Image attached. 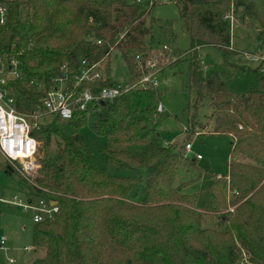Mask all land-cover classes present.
<instances>
[{
    "label": "trees",
    "instance_id": "trees-1",
    "mask_svg": "<svg viewBox=\"0 0 264 264\" xmlns=\"http://www.w3.org/2000/svg\"><path fill=\"white\" fill-rule=\"evenodd\" d=\"M2 1L8 23L0 43L8 56L22 62L15 82L22 112L36 108L42 96L31 80L49 83L67 71L70 81L81 73L84 60L104 64V71L82 88L97 93L113 86V50L123 58L129 81L138 80L150 57L155 29L162 23L151 13L156 2ZM180 2L191 40L188 112L209 96L213 132L232 138L233 160L227 172L214 175L201 200L185 192L192 181L176 179L184 156L166 146L156 128L161 114L157 88L133 89L100 104L91 115L78 111L69 120L45 117L34 131L41 157L33 188L38 196L58 199L60 210L35 223L32 246L44 255L29 264H237L235 239L252 264H264V60L255 67L225 60L224 66L246 82L236 95L220 74H205L198 54L203 46L234 54L228 20L234 7L259 22L264 49V0ZM89 121L107 139L101 151L104 159L117 172L126 168L137 175L110 174L98 165L80 132ZM142 183L145 197L137 201L135 188ZM227 193H233L232 198ZM205 215L220 218V228L204 227Z\"/></svg>",
    "mask_w": 264,
    "mask_h": 264
},
{
    "label": "rangeland",
    "instance_id": "rangeland-1",
    "mask_svg": "<svg viewBox=\"0 0 264 264\" xmlns=\"http://www.w3.org/2000/svg\"><path fill=\"white\" fill-rule=\"evenodd\" d=\"M181 0H165L156 3L152 8V16L162 20L160 27L154 32L153 46L150 57L157 63L152 72L159 71L160 102L164 105L165 111L160 114L156 121V128L164 143H168L174 152L182 153L184 158L177 168V182L192 181L185 192L196 193L198 200L205 197L204 187L210 182L214 175H224L227 172L229 163L233 160L231 152L232 138L226 134L214 133L215 121L210 118L212 109L210 98L204 95L203 105L194 111L188 112L190 97L187 92L190 83V35L187 32L184 21L181 18ZM232 10V9H231ZM243 8H235L228 18L231 30V45L234 54L226 56L224 52L213 46L199 48V58L206 75L218 73L229 81L231 88L236 95L244 91L246 82L243 78H237L231 68L224 66L225 60L239 65L255 67L260 61H254L248 57V53L264 55L261 41L258 34L261 31L259 22L246 16ZM167 44L170 50L164 51L162 47ZM161 54H166L162 58ZM157 56V58L155 57ZM110 75L114 82H128L130 80L129 70L120 53L113 50L110 56ZM101 71H104V64L101 63ZM100 114L104 115L102 110ZM191 115H194L191 118ZM98 120H94L95 122ZM204 126V127H203ZM90 149L94 152L98 165L105 168L110 174L122 176L137 175L138 172L130 169H122L117 172L114 165L104 159L101 154L107 146V139L95 130L93 123L89 121L81 129ZM191 143L192 149L187 150L185 145ZM38 146L37 159L41 157ZM200 154L202 159H198ZM246 161V158H238ZM194 160V161H193ZM7 164L0 154V198L11 199L13 195L25 194L38 198L33 185L26 181L16 171L7 172ZM136 200L142 201L145 197V185L139 184L135 188ZM232 198L233 193H227ZM207 196V195H206ZM233 211L234 207L228 209ZM220 218L205 215L204 227L220 228ZM34 222L32 214L22 211L20 208L0 202V239L5 236L9 241L14 242L17 248L0 250V264L7 262L10 255L17 257L16 263L29 264L37 257L43 256L44 251H35L33 243ZM26 226L25 230H22ZM222 228V226H221ZM10 244V243H9ZM238 253L237 264H252L248 254L241 244L235 239ZM29 245L30 250L23 251L24 246Z\"/></svg>",
    "mask_w": 264,
    "mask_h": 264
},
{
    "label": "built area",
    "instance_id": "built-area-1",
    "mask_svg": "<svg viewBox=\"0 0 264 264\" xmlns=\"http://www.w3.org/2000/svg\"><path fill=\"white\" fill-rule=\"evenodd\" d=\"M165 0H136L137 3H161ZM8 23V10L6 4L0 0V40L3 28ZM100 43V41H99ZM162 50L168 51L170 47L164 44ZM254 61H263L264 55L248 53ZM163 56V54H161ZM160 56V57H161ZM157 58V56H155ZM162 58V57H161ZM137 59L141 60L138 55ZM149 57L145 61V68L140 78L134 82H116L113 86L104 87L97 93L90 88H82L85 81H94L102 76L101 63L89 64L82 61L83 69L70 81L67 71L56 76L49 83L40 80H31L30 84L42 94L40 103L28 112H22L17 106V88L15 82L21 77L22 62L16 56H8L0 43V154L7 164V171H16L35 186L34 177L40 167L37 159L39 141L34 136L35 129H39L43 119L48 116H58L62 120L71 119L78 111L91 115L99 109L100 104L110 101L117 96L128 93L136 88H157L160 84L159 71L152 72L157 63ZM155 61V60H154ZM157 111L163 113L164 105L159 101ZM167 146L168 143H165ZM187 150L192 149L191 143L185 145ZM201 159L200 154L197 155ZM1 203L20 208L32 214L33 222L39 223L53 218L60 210L59 200L49 195L38 196L35 199L25 194L13 195L11 199L0 198ZM7 238L0 239V250H7ZM30 250L29 247L24 248ZM8 263H16L9 258Z\"/></svg>",
    "mask_w": 264,
    "mask_h": 264
},
{
    "label": "crops",
    "instance_id": "crops-1",
    "mask_svg": "<svg viewBox=\"0 0 264 264\" xmlns=\"http://www.w3.org/2000/svg\"><path fill=\"white\" fill-rule=\"evenodd\" d=\"M201 159H202V158H201ZM193 161H194V160H193ZM34 224H35V223H34ZM25 229H26V226H24L22 230H25ZM6 238H7V237H6ZM9 243H10V244H9ZM6 244H7L8 246H9V245H12V246H9V249L17 248V247L14 246V242H13V241H9L8 239H7V243H6ZM25 247H29V248H30L29 245L24 246V248H25ZM24 248H23V251H25ZM10 257H13V258L16 260V262H17V260H18V259H16L17 257H14L13 255H10Z\"/></svg>",
    "mask_w": 264,
    "mask_h": 264
},
{
    "label": "water",
    "instance_id": "water-1",
    "mask_svg": "<svg viewBox=\"0 0 264 264\" xmlns=\"http://www.w3.org/2000/svg\"><path fill=\"white\" fill-rule=\"evenodd\" d=\"M204 127V126H203Z\"/></svg>",
    "mask_w": 264,
    "mask_h": 264
}]
</instances>
